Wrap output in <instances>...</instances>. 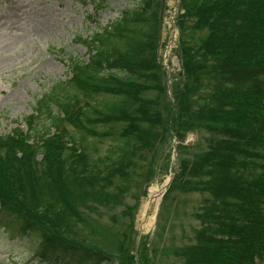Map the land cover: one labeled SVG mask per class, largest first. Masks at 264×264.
<instances>
[{"label":"trees","instance_id":"1","mask_svg":"<svg viewBox=\"0 0 264 264\" xmlns=\"http://www.w3.org/2000/svg\"><path fill=\"white\" fill-rule=\"evenodd\" d=\"M180 7L174 104L161 102L166 87L156 59L165 0H139L82 39L87 60L69 57L70 78L35 101L23 118L25 132L16 126L0 134V208L14 204L52 227L49 213L36 210L42 204L25 188L51 189L56 180L62 192L64 182L68 190L75 183L108 186L116 175L131 176L135 168L128 163L141 146L147 154L163 135L182 139L201 127L211 136L205 150L188 167L182 162L168 189L171 195L184 175L203 176L197 191L209 194L196 213L191 264L264 261V0H181ZM101 252L83 237L74 245L42 235L37 256L50 263L77 256L114 264Z\"/></svg>","mask_w":264,"mask_h":264},{"label":"rangeland","instance_id":"2","mask_svg":"<svg viewBox=\"0 0 264 264\" xmlns=\"http://www.w3.org/2000/svg\"><path fill=\"white\" fill-rule=\"evenodd\" d=\"M179 1L165 0V17L173 15L175 5L176 12L179 11ZM133 3L134 0H0V133L9 131L16 122L24 127L22 118L31 114L35 101L55 83L70 78L69 57L86 59L82 39ZM169 10L171 14H167ZM167 31L162 29L157 55L160 71L166 74L165 93L171 97L170 85L180 62L178 47L165 58ZM70 86L65 85V90L71 89ZM78 99L80 103L86 100L85 96ZM166 99L162 97L163 105ZM171 102L174 104V100ZM210 137L201 127L187 131L179 140L173 132L163 135L156 148L151 146L147 154H142L141 146L139 156H131L129 169L135 168L131 176H118V171L113 175L118 177L105 187L91 189L88 183H81L80 187L75 183L68 190L64 182L62 189L66 190L62 192L56 180L51 189L44 185L25 188L27 196L42 204L36 210L45 209L49 213L52 227L47 222L30 220L14 204L10 208L1 207L0 264H100L98 259L83 261L77 256H61L57 263L42 261L37 256L42 235L74 245L83 237L98 245L101 253H109L114 264H191L188 256L192 247L198 246L195 235L200 226L196 213L201 198L209 195L197 191L203 176L184 175L180 185L170 191L171 195L168 193L164 199L163 195L174 174L175 152L188 167L197 151L205 150L204 140ZM107 145L100 144L92 154H102ZM69 162L77 165L74 158ZM152 186L162 187V191L150 228L141 231L139 212ZM156 220L159 223L155 228ZM29 226L28 233L23 232ZM145 242L147 246L142 250Z\"/></svg>","mask_w":264,"mask_h":264},{"label":"bare ground","instance_id":"3","mask_svg":"<svg viewBox=\"0 0 264 264\" xmlns=\"http://www.w3.org/2000/svg\"><path fill=\"white\" fill-rule=\"evenodd\" d=\"M162 191V187L158 186H152L149 189L148 192V197L145 200L144 204L142 205V208L140 210V216H139V221H140V230L141 231H147L153 220L154 212L156 209V203L158 201V196L160 195Z\"/></svg>","mask_w":264,"mask_h":264}]
</instances>
